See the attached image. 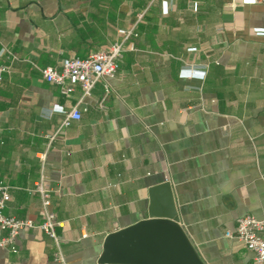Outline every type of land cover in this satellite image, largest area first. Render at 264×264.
Wrapping results in <instances>:
<instances>
[{
  "label": "crops",
  "instance_id": "obj_1",
  "mask_svg": "<svg viewBox=\"0 0 264 264\" xmlns=\"http://www.w3.org/2000/svg\"><path fill=\"white\" fill-rule=\"evenodd\" d=\"M134 29L115 77L71 98L40 68L109 49ZM0 181L7 215L43 230L0 247V264H98L107 236L149 218L170 184L206 264H255L226 235L264 218V0H0ZM106 86L110 92L106 98ZM102 104V105H101ZM77 107L82 116L63 126ZM158 206H163V194ZM62 256V260H58Z\"/></svg>",
  "mask_w": 264,
  "mask_h": 264
},
{
  "label": "built area",
  "instance_id": "obj_2",
  "mask_svg": "<svg viewBox=\"0 0 264 264\" xmlns=\"http://www.w3.org/2000/svg\"><path fill=\"white\" fill-rule=\"evenodd\" d=\"M263 0H254L262 2ZM122 40L116 41L109 49L93 50L86 57L72 56L65 59L60 66H47L40 68L43 78L48 82L59 86L61 92L71 98L75 87L79 85L85 96L91 95L96 83L103 77H115L120 69L121 60L127 50L126 41L132 36H137L134 29H119ZM8 56L16 59L17 55L8 48H2L0 56ZM11 66L0 62V83L3 76L9 73ZM110 92L106 86V96ZM102 105V104H101ZM82 116L77 107H73L63 120L62 125H69L70 120H78ZM34 191L41 197L44 220L37 223L32 219H20L7 215L4 210L12 200L10 186L0 181V247L15 248L19 234L30 229H39L57 240L56 226L58 224L54 211L51 210L53 188L40 180L36 183ZM226 235L237 239L247 250L254 254L255 264H264V218H258L252 214H246L237 220L233 231H227ZM62 260V256L57 257Z\"/></svg>",
  "mask_w": 264,
  "mask_h": 264
},
{
  "label": "water",
  "instance_id": "obj_3",
  "mask_svg": "<svg viewBox=\"0 0 264 264\" xmlns=\"http://www.w3.org/2000/svg\"><path fill=\"white\" fill-rule=\"evenodd\" d=\"M152 198L149 218L107 236L98 264H206L180 223L170 184L154 189Z\"/></svg>",
  "mask_w": 264,
  "mask_h": 264
}]
</instances>
